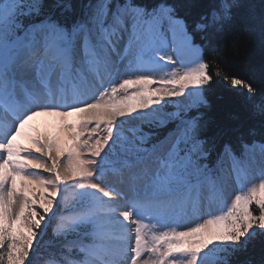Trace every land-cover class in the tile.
Returning a JSON list of instances; mask_svg holds the SVG:
<instances>
[{
	"label": "snow or ice",
	"instance_id": "1",
	"mask_svg": "<svg viewBox=\"0 0 264 264\" xmlns=\"http://www.w3.org/2000/svg\"><path fill=\"white\" fill-rule=\"evenodd\" d=\"M0 264H264V0H0Z\"/></svg>",
	"mask_w": 264,
	"mask_h": 264
},
{
	"label": "rangeland",
	"instance_id": "2",
	"mask_svg": "<svg viewBox=\"0 0 264 264\" xmlns=\"http://www.w3.org/2000/svg\"><path fill=\"white\" fill-rule=\"evenodd\" d=\"M165 71H167V69ZM154 79L158 81L159 77H156ZM157 86H159L158 83L153 84V87H157ZM77 114H79V113H77ZM77 114L76 113L73 114L72 116L68 117L67 120L70 122H78L80 117H75V116H77ZM60 122H61V118L58 116L42 115V116L35 117L34 120L31 122V126L39 129L41 132L54 133L58 130ZM97 131L100 135L103 134L100 129H98ZM63 135H64L65 140H67L69 142L71 141V137L69 135H67V130H64ZM84 138L86 139L87 137H84ZM18 140L22 144H28L29 143L23 134L21 135V137H18ZM82 158H85V159L88 158L86 151H85L84 155L82 156ZM66 163H67V161L64 162V166H66ZM45 175H47V173H45ZM253 182L258 185L259 181L254 180ZM18 185H19V181H18ZM250 186H251V184L249 185V187ZM32 195H33V198L37 201V203H39V201L41 199V193H40V190L38 187L35 188L34 194H32ZM16 210L18 211V207ZM38 210L41 211V214H43L42 210H40V209H38ZM198 222H201V221L198 218H193L191 221H185L184 223H186L189 227H194L195 223H198ZM144 223L149 225V228L146 229L147 239H149V240L152 239V236L154 233L158 234L159 232H162V231H171V229L159 228V226L156 225L155 221L149 222L148 220H145ZM173 228L175 229V225H173ZM175 230L184 231L186 229L181 227V228H178ZM145 259H147V257H145Z\"/></svg>",
	"mask_w": 264,
	"mask_h": 264
},
{
	"label": "trees",
	"instance_id": "3",
	"mask_svg": "<svg viewBox=\"0 0 264 264\" xmlns=\"http://www.w3.org/2000/svg\"><path fill=\"white\" fill-rule=\"evenodd\" d=\"M208 55H209L208 53H205V56H208ZM240 55H241V57L244 56V50H243V49H241ZM253 60L256 61V62H258V60H259V56H258V54H257L256 56L253 57ZM206 62L214 63V61H211V60H207ZM217 90L220 91V90H222V89L218 86Z\"/></svg>",
	"mask_w": 264,
	"mask_h": 264
},
{
	"label": "bare ground",
	"instance_id": "4",
	"mask_svg": "<svg viewBox=\"0 0 264 264\" xmlns=\"http://www.w3.org/2000/svg\"><path fill=\"white\" fill-rule=\"evenodd\" d=\"M77 114V113H76ZM75 117H80V115L79 114H77V116H75ZM65 166H64V163L61 165V169H63Z\"/></svg>",
	"mask_w": 264,
	"mask_h": 264
}]
</instances>
